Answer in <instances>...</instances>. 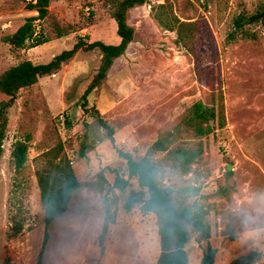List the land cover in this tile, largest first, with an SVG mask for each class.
Returning a JSON list of instances; mask_svg holds the SVG:
<instances>
[{
    "label": "rangeland",
    "instance_id": "374dc122",
    "mask_svg": "<svg viewBox=\"0 0 264 264\" xmlns=\"http://www.w3.org/2000/svg\"><path fill=\"white\" fill-rule=\"evenodd\" d=\"M26 4L0 0V74L25 59L47 63L79 38L120 42L111 0H51L32 38L15 48L4 37L38 14ZM262 8L264 0H148L129 10L134 40L88 102L83 95L100 67L99 49L80 50L57 73L21 89L9 109L0 160V264H38L44 231L38 171L53 161L60 142L61 156L82 186L51 224L42 264L156 263L161 251L157 217L139 205L124 208L139 186L134 178L124 191L113 187L117 173L128 178L127 162L101 119L113 129L119 148L135 157L150 152L162 165L160 183L176 190L174 199L205 207L210 242L218 250L215 264H229L254 249L261 256L253 264H264V21L243 25L251 38L236 25L239 16ZM159 14L196 21L198 26L186 27L188 45L159 21ZM41 37L50 41L34 46ZM8 98L0 92V104ZM198 101L217 110L210 121L214 131L205 136L186 123ZM62 112L68 114L64 125ZM168 133L174 145L203 147L190 172H175L166 152L150 151ZM18 140L29 145V159L20 170L13 157ZM186 186L199 191H177ZM108 212L113 222L103 233ZM19 221L23 228L16 233ZM206 246L194 233L186 247L190 264H200Z\"/></svg>",
    "mask_w": 264,
    "mask_h": 264
},
{
    "label": "trees",
    "instance_id": "16d2710c",
    "mask_svg": "<svg viewBox=\"0 0 264 264\" xmlns=\"http://www.w3.org/2000/svg\"><path fill=\"white\" fill-rule=\"evenodd\" d=\"M26 1L27 9L37 11L38 14L28 16L14 33L4 37V40L15 48L24 47L35 33V22L45 19L49 14L51 0ZM111 1L114 3L112 15L117 23V33L120 37L119 43L112 44L103 40L86 42L83 38H79L71 48L56 54L47 63H35L30 59H25L0 74V92L9 97L0 104V160L4 152L9 109L16 102L21 89L35 85L44 76L57 73L63 64L73 59L80 50L92 51L99 49L102 53L100 67L83 95L85 102H88V95L102 86L115 60L126 52L135 37V28L128 22L129 10L137 5L145 4L148 0ZM163 7L164 5L161 4L159 9ZM163 15L159 14L156 17L167 29L178 33L179 41L188 45L189 34H186L185 30L189 26L191 28L198 26L196 21H182L178 17L173 16L174 14L170 18L162 17ZM260 21H264V8L250 16H239L236 19V25L246 37L251 38L254 37V34L244 30L243 25L246 22L257 23ZM48 41L50 40L47 37H41L36 40L34 46ZM216 116L217 110L215 106H207L204 102L198 101L191 107L186 123L187 126L194 130L196 135L205 136L214 131V125L210 124V121L216 119ZM219 121L220 125H223L224 119L220 118ZM101 122L104 127L109 129V139L119 155L125 158L127 162L128 178L117 173L113 187L124 191L134 178L139 186V189L130 191L124 208L127 211H131L135 206L139 205L143 212L154 213L157 217L161 251L155 264H190V257L186 247L193 238L194 233L198 235L200 242L207 241L200 264H215L218 250L210 242L211 227L205 217V207L198 202L193 205H186L174 199L173 192L176 190L160 183L163 167L153 158L151 153L135 157L132 152L119 148L116 144L113 129L103 119H101ZM168 135L169 133L157 139L152 145L153 150L150 151L166 152V162L175 172H190L192 164L204 152L203 147L201 145L198 147L174 145L169 140ZM28 151L29 145L26 140H18L16 142L13 157L17 170L23 168L28 161ZM62 151L63 144L60 142L54 157L51 158L53 161H49L47 167L38 171V181L44 207V231L38 264H42L43 255L50 238L51 224L68 210L73 193L82 186L70 162L61 156ZM100 175L104 177V172L101 171ZM177 191L185 195H191L198 192L199 188L186 186L177 189ZM112 222L110 212H108L104 222L103 233L108 231ZM14 228L16 233H19L23 228V224L20 221L16 222ZM229 233L232 239L237 238L234 228H231ZM260 256L261 253L254 249L237 256L229 264H253L259 260Z\"/></svg>",
    "mask_w": 264,
    "mask_h": 264
},
{
    "label": "built area",
    "instance_id": "2783aa9c",
    "mask_svg": "<svg viewBox=\"0 0 264 264\" xmlns=\"http://www.w3.org/2000/svg\"><path fill=\"white\" fill-rule=\"evenodd\" d=\"M68 119V114L66 112H62L59 116V120L61 122V124H65V122L67 121Z\"/></svg>",
    "mask_w": 264,
    "mask_h": 264
},
{
    "label": "crops",
    "instance_id": "0c3cea01",
    "mask_svg": "<svg viewBox=\"0 0 264 264\" xmlns=\"http://www.w3.org/2000/svg\"><path fill=\"white\" fill-rule=\"evenodd\" d=\"M115 22H116V21L114 20V22H113V23H114V29H115ZM116 24H117V23H116ZM115 30H117V27H116ZM129 45H130V44H129ZM128 47H129V46H128ZM127 49H128V48H127ZM126 51H127V50H126ZM125 53H126V52H125ZM125 53H124V54H125ZM124 54H123V55H124ZM54 56H55V55H54ZM120 57H121V56H120ZM117 59H118V58H117Z\"/></svg>",
    "mask_w": 264,
    "mask_h": 264
},
{
    "label": "water",
    "instance_id": "95a60500",
    "mask_svg": "<svg viewBox=\"0 0 264 264\" xmlns=\"http://www.w3.org/2000/svg\"><path fill=\"white\" fill-rule=\"evenodd\" d=\"M228 169H229V170H231V169H232V165H231V164L229 165Z\"/></svg>",
    "mask_w": 264,
    "mask_h": 264
}]
</instances>
